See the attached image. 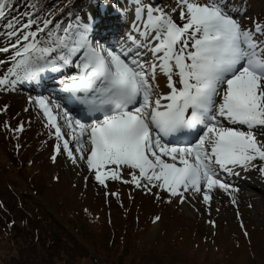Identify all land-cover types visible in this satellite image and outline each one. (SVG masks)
<instances>
[{
    "label": "snow or ice",
    "instance_id": "6c2138e0",
    "mask_svg": "<svg viewBox=\"0 0 264 264\" xmlns=\"http://www.w3.org/2000/svg\"><path fill=\"white\" fill-rule=\"evenodd\" d=\"M16 4L0 0V91L55 73L58 98L28 100L55 153L100 185L207 204L213 189L231 195L221 173L264 174V20L244 23L241 0H112L124 23L103 34L72 0Z\"/></svg>",
    "mask_w": 264,
    "mask_h": 264
},
{
    "label": "rangeland",
    "instance_id": "374dc122",
    "mask_svg": "<svg viewBox=\"0 0 264 264\" xmlns=\"http://www.w3.org/2000/svg\"><path fill=\"white\" fill-rule=\"evenodd\" d=\"M73 3L76 9L97 12V1ZM241 6L246 9L244 23L264 20V0H241ZM38 94L18 85L15 90L0 91V103L12 106L15 124L25 125L17 142L23 145L14 152L3 139L5 121L10 119L0 115V195L14 222L9 226L1 219L0 264H264V190H250L248 194L258 198L249 200L218 188L219 198L210 194L207 204L199 194H188L184 202L176 198L169 202L163 193L157 199L121 181L105 190L83 162L73 164L66 153L55 151L56 159L50 160L56 144L50 134L54 130L46 127L42 111L28 100L29 95ZM241 170L247 174L255 170L251 180H260L264 186V174L256 168ZM104 191L118 193L117 201L107 200L108 211L114 214L111 224L102 211ZM242 224L249 241L241 234ZM234 237L240 240L239 254L226 262L220 256L224 244Z\"/></svg>",
    "mask_w": 264,
    "mask_h": 264
},
{
    "label": "trees",
    "instance_id": "16d2710c",
    "mask_svg": "<svg viewBox=\"0 0 264 264\" xmlns=\"http://www.w3.org/2000/svg\"><path fill=\"white\" fill-rule=\"evenodd\" d=\"M75 0H72V2H74ZM45 2L46 3H49V4H51L52 2H53V0H45ZM23 3H24V0H17V4H16V7H18L19 8V10L22 12L23 11ZM76 3V2H75ZM74 3V4H75ZM13 15H16V12L15 11H13V13H12ZM4 106L5 105H3V106H1L0 107V109H3L4 108ZM8 106V105H7ZM1 112V114H3V113H5L8 117H9V119L11 120H7L6 119V121H5V125L7 124L9 127H6L5 126V128L7 129V131L5 132V135H4V138L3 139H6V141H7V146L8 147H13V151L14 152H16V151H18L19 150V148H18V146H20V145H23V142L22 143H20V145H19V143H17V142H20V139H19V137H20V135L22 136V134H23V132L25 131V125H23V130L22 131H20V132H13L11 129H13L12 128V123L11 122H14V125L17 127L19 124L18 123H16L15 124V119H16V117L14 116V112H13V110H12V107L11 106H8L7 107V111L5 112V111H0ZM21 124V123H20ZM11 139H13L14 140V142H13V145L14 146H12V142H11ZM15 142H16V144H15ZM34 144H35V146H37L38 148H39V150L41 149L42 150V148H40L39 147V144L38 143H36V142H34ZM52 158H51V155H50V160H51ZM10 188L11 189H13V187H11L10 186ZM12 191H14V190H12ZM18 193H16L15 192V195L17 196V199H19V200H21V195L20 194H18ZM105 197V196H104ZM108 199H111L112 201H117L116 199H113L112 198V196H107V198L105 197V200H104V204H105V206L102 208V211H105L106 213L105 214H107V216H106V220L109 222V224H111L112 222H111V214H113V212H110V211H108V207H107V205H108ZM3 202H4V200H3ZM120 202V206H121V204H122V202L121 201H119ZM4 205H1V206H3V207H0V210H2L3 212H1L0 211V223H2L1 222V219H5V221H4V223L3 224H8L9 226H12V225H14V222H12L9 218H10V216H11V211L8 209V207H7V204H5V202L3 203ZM106 209V210H105ZM65 214V213H64ZM66 214H68V213H66ZM65 214V215H66ZM114 215V214H113ZM30 216V215H29ZM29 216H27V219H29ZM31 218H32V215H31ZM36 220V219H35ZM28 222H31V219H29V221ZM37 229V228H36ZM243 232L241 231V234H242ZM245 233H247L246 235H245ZM245 233H243V235L244 236H246L247 238H245L246 240H248L249 241V234H248V231H246ZM238 243H240V240H239V238L238 237H234L233 239H230L227 243H225L224 244V246H225V249H224V254L222 255V256H220L221 257V259H224L225 261H226V259H234V258H236L237 257V255L239 254V253H237L236 252V250H237V247H238ZM82 245V244H81ZM85 249V248H84ZM86 250V249H85ZM222 257H224V258H222ZM227 262V261H226ZM241 262H242V260H241Z\"/></svg>",
    "mask_w": 264,
    "mask_h": 264
},
{
    "label": "bare ground",
    "instance_id": "6f19581e",
    "mask_svg": "<svg viewBox=\"0 0 264 264\" xmlns=\"http://www.w3.org/2000/svg\"><path fill=\"white\" fill-rule=\"evenodd\" d=\"M158 4L157 6H160L163 4V2H161V0H157ZM168 2V0H167ZM112 1L109 2V4H111ZM107 4V5H109ZM156 5V4H155ZM109 12H107V14L102 15V12H100V14H96V19L99 20L103 19V16L109 15L112 13L116 14V12L112 11L110 8L108 10ZM111 16V15H109ZM102 17V18H101ZM115 17V16H114ZM105 22V26L103 27L104 30L110 29V26H108ZM47 85H45V87H47ZM226 175V179L225 182L230 183L233 187L232 189H230V191H232L234 194L238 195V194H242V196H244V199H249V200H256L258 197L257 194H252L249 195L248 193H250V190H254L255 192L258 191L262 192L264 190V186L261 184L260 180H251L252 177H255V170H249V173L247 174V172H243L241 169L237 168L234 170V173L228 174V173H224ZM235 189V190H233ZM223 192V189H220ZM220 190L218 188L213 189L212 192L210 194L214 195L215 198H219V192ZM221 192V193H222ZM225 192V191H224ZM229 193V192H228ZM261 196H263L262 194H260ZM217 200V199H214Z\"/></svg>",
    "mask_w": 264,
    "mask_h": 264
}]
</instances>
